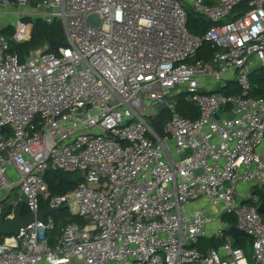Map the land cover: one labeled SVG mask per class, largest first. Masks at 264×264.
<instances>
[{
  "label": "built area",
  "instance_id": "2783aa9c",
  "mask_svg": "<svg viewBox=\"0 0 264 264\" xmlns=\"http://www.w3.org/2000/svg\"><path fill=\"white\" fill-rule=\"evenodd\" d=\"M14 4L31 11L10 39L0 36V215L9 206L5 221L22 205L34 214L67 207L85 223L67 225L52 244L53 215L35 219L3 238L0 264H248L225 214L264 264L263 216L239 197L242 183L264 185V97L250 96L251 74L264 70V0ZM188 8L213 24L201 37L187 27ZM26 18L61 22L66 44L21 63L11 42L29 41ZM203 43L215 54L193 61ZM231 82L240 95L214 92ZM182 93L199 117L177 112ZM160 104L171 113L162 136L146 115ZM47 169L83 181L53 195ZM207 236L222 246L202 253L195 245Z\"/></svg>",
  "mask_w": 264,
  "mask_h": 264
},
{
  "label": "trees",
  "instance_id": "16d2710c",
  "mask_svg": "<svg viewBox=\"0 0 264 264\" xmlns=\"http://www.w3.org/2000/svg\"><path fill=\"white\" fill-rule=\"evenodd\" d=\"M10 4H14L16 0H8ZM34 4V3H33ZM247 9V3H243L238 6L233 13V18H238L243 11ZM26 21L32 22L34 27L32 30L31 37L29 41L25 43H15L11 42V53L16 54L21 63H24L28 57H30L34 52H46L51 53L55 52L52 50L49 45L51 43H60L66 44V35L64 31V27L61 22H54L52 24H48L42 19L33 20L31 18H27ZM213 24L195 14L191 9H187V27L189 31L196 36H203ZM15 28L13 26H6L0 31V36L12 37L14 35ZM215 49H213L210 43H203V46L198 50L195 59L193 61L204 60L210 61L213 55L215 54ZM252 81V91L250 96L254 98L264 97V70H257L251 74ZM221 92L226 95H240L241 89L238 87L237 83L231 82L228 88L214 91ZM177 112L186 118L195 119L199 117V108L194 106L187 98L185 93L180 94L177 97ZM171 119V113L168 110L163 112H158L157 116L152 119L150 122L153 129L162 136L164 134V128L168 121ZM65 177L68 179V182H62L57 177L52 174H48L45 176V180L49 186V189L53 195H65L69 192L75 190L78 184L83 181L80 173H63ZM254 195L257 196V201L251 202L250 200H246L242 202L243 204L253 206L257 208L260 204H264V185L259 186L255 189ZM23 206V216L26 217L29 214V211L26 205ZM45 208L46 205L44 204ZM263 219H264V215ZM53 219L55 223V229L49 233V237L51 243L53 244L57 237H61L62 230L69 224L76 223L83 225L85 221L82 220L78 215L73 214L69 208L63 207L59 209L58 212L53 214ZM223 221L230 225H236L237 219L235 216L230 214L223 215ZM223 244L222 239H216L214 237L207 238L203 237L199 240V242L195 245V247L201 251L202 253H206L209 249H219ZM234 247L242 249L248 260V264H255L253 260V247H252V239L248 236H240L237 240H234Z\"/></svg>",
  "mask_w": 264,
  "mask_h": 264
},
{
  "label": "water",
  "instance_id": "95a60500",
  "mask_svg": "<svg viewBox=\"0 0 264 264\" xmlns=\"http://www.w3.org/2000/svg\"><path fill=\"white\" fill-rule=\"evenodd\" d=\"M88 23L92 24L94 26L99 27L100 25V20L96 15H91L88 18ZM27 40L23 41V43H25ZM64 46L63 44L60 43H51L49 45V47L54 50V51H58V49L60 47ZM157 110L158 112H163L166 110V104H160L157 106ZM224 117L223 112L221 111V109H219V111L215 114V118L217 120H220ZM227 117L229 119H232L234 117L233 113H228ZM191 153V152H190ZM186 157L185 154L181 155V159H184ZM48 174H52L55 177H57L60 181L62 182H68V179L65 177V175L58 171V170H53V169H47L46 171H44V175H48ZM251 202H255V199L252 198L250 199ZM10 206L3 212V214L0 215V243L3 242V238L4 237H8V236H16L19 234L20 230L23 228H26L27 226H29L32 222H34L35 219L38 220H43L46 216L48 215H53L54 213L58 212L57 209H46V210H40L38 213L34 214V213H29L28 216L24 217L22 212H23V206H20L17 209V213H16V218L14 221H5L6 216L9 214L10 212ZM257 211L264 215V204H260L257 207ZM228 234L230 236L233 237L234 240H237L240 236H246L248 237V235L246 234L245 231L241 230L239 227H237L236 225L230 226L228 229Z\"/></svg>",
  "mask_w": 264,
  "mask_h": 264
},
{
  "label": "rangeland",
  "instance_id": "374dc122",
  "mask_svg": "<svg viewBox=\"0 0 264 264\" xmlns=\"http://www.w3.org/2000/svg\"><path fill=\"white\" fill-rule=\"evenodd\" d=\"M31 11L30 7L24 8V7H18L15 4H10L8 1L6 2V0H0V17L3 18L4 22L7 24V26H13L15 28L16 22L18 20V18L20 17V15H23L22 13L24 11ZM27 19V18H26ZM32 19V18H31ZM8 39H10V37H8ZM219 87V86H218ZM158 113H154L152 112H146V115L148 116L147 119L151 122L153 118H155L157 116ZM18 192L13 191L11 194V198L16 200L18 199ZM199 206V204H195L194 205V209L197 208ZM206 209L208 210L209 207H206Z\"/></svg>",
  "mask_w": 264,
  "mask_h": 264
},
{
  "label": "crops",
  "instance_id": "0c3cea01",
  "mask_svg": "<svg viewBox=\"0 0 264 264\" xmlns=\"http://www.w3.org/2000/svg\"><path fill=\"white\" fill-rule=\"evenodd\" d=\"M7 26V24L4 22L3 18L0 17V31L5 28ZM235 83V82H234ZM218 90H222L221 88H217L216 91ZM259 186L255 185V184H249V183H242L239 187V197H240V201L244 202L246 200H250L252 198L255 199V201H257V196L254 195V191L256 188H258ZM1 195V194H0ZM246 205V204H245ZM214 212H219V209H215ZM213 231V227H209L208 228V232L211 233ZM212 236H207V238H211ZM221 251V250H220ZM222 253V251H221ZM254 260V259H253ZM248 261V260H247ZM255 263V261H254Z\"/></svg>",
  "mask_w": 264,
  "mask_h": 264
}]
</instances>
